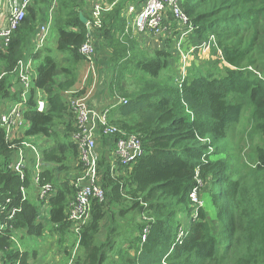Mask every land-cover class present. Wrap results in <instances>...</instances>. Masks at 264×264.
<instances>
[{"label": "trees", "instance_id": "1", "mask_svg": "<svg viewBox=\"0 0 264 264\" xmlns=\"http://www.w3.org/2000/svg\"><path fill=\"white\" fill-rule=\"evenodd\" d=\"M143 1L118 2L104 12L102 28L91 31L96 61H104L111 73L99 105L118 97L128 103L110 112L121 133L100 140L104 200L93 202L78 237L68 219L80 169L67 98L86 61L80 49L90 33L81 14L92 27V5L35 0L9 47L0 50V115L24 101L15 70L32 58L37 68L22 108L25 135L50 143L42 151L39 181L31 167L22 179L12 169L14 142L0 127V263L37 264L38 253L27 238L57 232L78 238L71 264H264V0H179L194 28L192 45L216 38L214 56L193 64L187 76L173 48L180 34L166 42L164 35L152 34L143 48L127 30L128 5ZM52 9L48 45L34 53L32 45ZM38 91L47 96L44 112L37 110ZM245 120L253 131L235 142L237 131L247 129ZM130 135L141 138L144 155L112 173L109 154L117 140ZM46 184L53 189L42 199ZM208 186L217 225L206 207L191 199ZM14 209L18 212L10 218Z\"/></svg>", "mask_w": 264, "mask_h": 264}, {"label": "built area", "instance_id": "2", "mask_svg": "<svg viewBox=\"0 0 264 264\" xmlns=\"http://www.w3.org/2000/svg\"><path fill=\"white\" fill-rule=\"evenodd\" d=\"M35 0H0V50L4 51L9 47L13 33L20 27L29 6ZM123 0H113L112 3L96 0L92 4L93 24L88 23L89 33L93 27L102 28V17L104 12H110L113 7ZM57 0H53L55 4ZM52 12L50 11L49 21L42 25L37 33L33 46L34 53L41 50L48 42L50 28L52 26ZM128 26L127 30H132L134 36L139 35H173L180 32L177 38V50L180 52V60L183 66L180 72L187 76V69L190 67L192 55L195 52L207 54L216 45L214 36L209 41L199 47H193L189 51L183 50L184 41L193 32V26L189 18L182 10L179 0H144L143 2L130 3L127 8ZM177 22L180 28L177 30L173 23ZM81 54L88 63V73L86 80L95 72L96 50L91 38H88L80 49ZM17 78L24 88L22 93L23 102L14 105L6 113L0 115V127L5 128L6 139L12 141L11 149L15 150L16 161L12 164V169L24 179L27 168H33L34 179L39 181L41 172L42 153L40 149L29 142L23 140V135L27 130V123L23 115V104L27 102L28 91L32 87L36 66L32 58L21 60L15 70ZM4 74L0 75V80ZM85 80V81H86ZM78 91H71L68 94L70 111L75 118L76 131L72 134V141L78 147V164L80 172L73 185L76 189V196L68 207V219L72 223L73 233H80L81 228L88 224L91 218L92 205L95 200H104V189L100 185L99 167L100 155L98 142L103 137L113 138L117 133H121L110 120V112L120 105H127L128 100L118 97L104 105L90 103L87 97H75ZM47 108V96L43 91L37 92V110L44 112ZM23 127L26 130L23 131ZM36 137H33V139ZM15 140H22L15 143ZM26 150L34 155L30 165L27 159ZM112 173L119 167H130L144 155L142 140L137 135H130L116 141L111 154H109ZM53 186L46 184L42 187L41 198L45 199L52 191ZM192 202L196 206H201L198 194L195 191L191 195ZM0 205V215L3 213ZM18 212L14 209L11 217ZM195 218V217H194ZM182 235V234H181ZM2 264V263H0ZM19 264V263H18Z\"/></svg>", "mask_w": 264, "mask_h": 264}, {"label": "rangeland", "instance_id": "3", "mask_svg": "<svg viewBox=\"0 0 264 264\" xmlns=\"http://www.w3.org/2000/svg\"><path fill=\"white\" fill-rule=\"evenodd\" d=\"M155 38L159 39V37H155ZM53 39H54V35H52L50 37L51 41H54ZM155 44H161V43L160 42H156ZM47 45H48V43H47ZM49 45L51 47H53V43H50ZM141 46L144 47V44H142ZM174 47L177 50L176 43L174 44ZM181 65L183 66V62H182V60H179V65H178L179 67L178 68H180ZM35 66L37 68L36 63H35ZM100 68H101V66L96 64V66H95V72H96L95 82L93 84H91V85H88L89 84V81H88L89 79L86 80V76H87V73H88V68H87V66L85 64L83 66H81L79 68V80H78V83H77L76 87L74 88V89H77V90H86V94H85L84 97H87L88 99L94 100V101H97V99L94 97V94L96 92L98 83H99V88H100V86L103 85V81H104V84H105L104 88L106 89L108 84H109V81L111 79V73L110 72H107L106 78L104 77L103 79H99V69ZM107 102H105V103H107ZM105 103H103L102 105H104ZM245 121H246L247 129H246V131H243V130H238L237 131V133L235 134V137H236L235 142H239L240 138H242L243 135H245L246 137H249V135L253 131L252 128H251L250 123L248 122V120H245ZM22 129L24 131V130H26V127H23ZM254 139H255V142H257L258 138L256 136H254ZM23 140L26 141V142H29V143H32V144L36 145L40 149L41 153H42V151H44L45 149H48L50 147V143L48 142V140L40 138V137H36V138L33 139L32 137H28V136H26L24 134L23 135ZM99 144H100V140L98 142V147H99ZM253 145H255L254 142H253ZM26 154H27L28 161L29 160L32 161L33 158H34V155L30 152V150H26ZM209 191H210V193H209ZM205 194L207 195V196H205V197H207V202H206L205 199H204V201L202 199V197H204ZM210 195H211V188L208 186L207 188H205L203 190V192L201 194L200 193L198 194V199H199L200 205L201 206L204 205L206 207L207 213L211 217L212 222L215 225H217L218 221H219L218 220V216H217V211H216V209L214 208V206H213V204L211 202V198L208 197ZM47 212H48V210H47ZM75 238H76V241H74L72 239V237H69L68 238L69 241L66 244H60L56 239H53V237H50L51 243H49V246H47L48 248H44L46 246L43 245V243H41L43 238L40 239L39 240L40 244H41L40 247H42L41 250H42V252H45L48 249V251H46L48 253V255L44 256L42 253H40L37 256V263L38 264H71L72 263V261H70L71 252L74 254V256H75L76 252H78L77 245H76L77 244L76 242H77L78 238L76 236H75ZM30 240H31L30 238H27V242L28 243L30 242ZM36 241H38V240H36ZM33 245L37 246V244H33ZM65 246H66V248H65ZM60 255H63L62 256V259H63L62 261L58 260V257Z\"/></svg>", "mask_w": 264, "mask_h": 264}, {"label": "crops", "instance_id": "4", "mask_svg": "<svg viewBox=\"0 0 264 264\" xmlns=\"http://www.w3.org/2000/svg\"><path fill=\"white\" fill-rule=\"evenodd\" d=\"M89 3H90V5H92L96 0H87ZM103 1H107V2H109L108 0H103ZM127 16V12L124 14V16ZM125 16V17H126ZM172 23H173V27L175 28V29H179L180 28V25L177 23V22H174V21H172ZM91 31H93V29L91 30ZM91 31H90V38H91V40L93 41V43L95 42V38L92 36V33H91ZM180 34V32H176V34ZM192 34H190L189 36H187L186 37V39H185V41H184V45H183V50L185 51V52H187L186 50H190L191 48H193V47H196L195 45H192L193 44V41L191 42L190 41V39H191V36ZM148 36H150V35H139V36H136V38H138L137 40L139 41H137L138 43H140V44H143V40H145V38H147ZM165 37V39L166 40H164V42H166L168 39H171L172 38V36L171 35H165L164 36ZM153 42L154 43H156V42H160L161 44H163L164 42H161V40H156V39H153ZM176 45H177V38H176ZM145 46H146V44H145ZM150 47H152V46H150ZM144 48V47H143ZM152 48H154V47H152ZM173 48H174V43H173ZM148 49V48H147ZM213 48L207 53V54H203V53H200V52H195L193 55H192V58H191V62H190V67L189 68H191V66L193 65V64H195V63H201L202 61H205V60H207V59H209V58H211L212 56H214L213 55ZM96 58H97V56H96ZM96 58H95V66H96V64H98V65H100L101 66V68L99 69V79H103L104 77L106 78V76H107V72H108V66H105L104 65V61H102V63H99V62H97L96 61ZM100 59L102 60V58L100 57ZM86 66H87V68H88V63L85 61V63H84ZM83 64V65H84ZM82 65V66H83ZM95 77H96V72H94V74H92V75H90V78H89V84L88 85H91V84H93L94 82H95ZM104 86H105V84H104V81H103V85H101L100 86V88H99V83H98V86H97V89H96V92H95V94H94V97L98 100L99 99V94H102V93H104L105 92V88H104ZM102 88V89H101ZM101 89V90H100ZM73 91H83V90H77V89H73ZM85 91V93H86V90H84ZM89 100V102L90 103H98L99 104V101L97 102V101H94V100H90V99H88ZM31 163V162H30ZM30 163H29V165H30ZM31 169H32V171H33V168L31 167ZM48 214H49V209H48V212H47ZM49 229H51V228H49ZM52 229H54V227L52 228ZM50 237H53V239H56L60 244H66L68 241H69V237H72V239L74 240V241H76V238H75V236L72 234L71 236H67V237H64V238H62L63 237V235H61L60 233H57V232H53V233H49V234H46L44 237H43V240H42V242L41 243H43V245H45L46 247H44V248H48L47 246H49V243H51V239H50ZM42 239V238H41ZM40 240V239H39ZM32 241V240H30V241H32L31 242V248H32V251H37V253H38V255L40 254V253H42L44 256H47L48 255V253L46 252V251H48V249L45 251V252H42V247H40L41 246V244H40V241ZM62 240H64L63 242H61ZM77 242H78V240H77ZM76 242V243H77ZM33 244H37V246H35V245H33ZM77 245V244H76ZM65 248H66V246H65ZM62 256L63 255H60L59 257H58V260L59 261H62L63 259H62ZM38 264V263H37Z\"/></svg>", "mask_w": 264, "mask_h": 264}, {"label": "water", "instance_id": "5", "mask_svg": "<svg viewBox=\"0 0 264 264\" xmlns=\"http://www.w3.org/2000/svg\"><path fill=\"white\" fill-rule=\"evenodd\" d=\"M81 21L84 23V24H88V20L84 17V15L81 14Z\"/></svg>", "mask_w": 264, "mask_h": 264}, {"label": "clouds", "instance_id": "6", "mask_svg": "<svg viewBox=\"0 0 264 264\" xmlns=\"http://www.w3.org/2000/svg\"><path fill=\"white\" fill-rule=\"evenodd\" d=\"M212 37V36H211ZM216 39V38H215ZM196 47H199V46H196Z\"/></svg>", "mask_w": 264, "mask_h": 264}]
</instances>
